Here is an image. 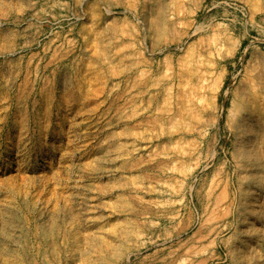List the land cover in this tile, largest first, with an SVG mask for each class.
<instances>
[{
    "label": "rangeland",
    "instance_id": "obj_1",
    "mask_svg": "<svg viewBox=\"0 0 264 264\" xmlns=\"http://www.w3.org/2000/svg\"><path fill=\"white\" fill-rule=\"evenodd\" d=\"M4 29L0 264H264V0H0Z\"/></svg>",
    "mask_w": 264,
    "mask_h": 264
},
{
    "label": "bare ground",
    "instance_id": "obj_2",
    "mask_svg": "<svg viewBox=\"0 0 264 264\" xmlns=\"http://www.w3.org/2000/svg\"><path fill=\"white\" fill-rule=\"evenodd\" d=\"M21 21H14L15 27H19ZM8 30H0V39L4 38ZM176 242L170 239H152L143 241L135 246L127 257V264H130L132 257L136 258L135 264H176L180 257V251L174 250Z\"/></svg>",
    "mask_w": 264,
    "mask_h": 264
}]
</instances>
